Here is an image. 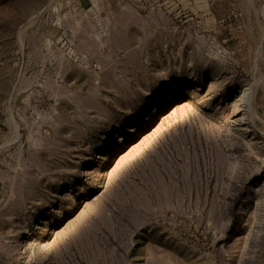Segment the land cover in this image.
Masks as SVG:
<instances>
[{
  "label": "rangeland",
  "instance_id": "rangeland-1",
  "mask_svg": "<svg viewBox=\"0 0 264 264\" xmlns=\"http://www.w3.org/2000/svg\"><path fill=\"white\" fill-rule=\"evenodd\" d=\"M0 264H264V0H0Z\"/></svg>",
  "mask_w": 264,
  "mask_h": 264
}]
</instances>
